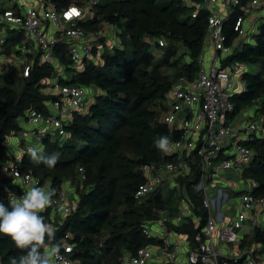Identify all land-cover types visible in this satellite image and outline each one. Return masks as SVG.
<instances>
[{
  "label": "built area",
  "instance_id": "2783aa9c",
  "mask_svg": "<svg viewBox=\"0 0 264 264\" xmlns=\"http://www.w3.org/2000/svg\"><path fill=\"white\" fill-rule=\"evenodd\" d=\"M96 1L91 0V5ZM216 6L223 12L215 11ZM198 8L211 10L203 50L197 59L198 71L192 78L180 76L162 101L161 122L169 128L166 137L172 147L170 153H163L171 158L143 164L145 181L135 194L138 200L160 195L167 204L143 222L142 232L149 242L134 251H124L119 256L121 264H264V256L241 250L250 228L260 227L264 218V194H255V182L244 176L256 155L250 143L264 139V112L260 100H255L234 115L232 97L246 88L244 74L250 64L228 60L234 46L227 44L224 32L225 21L237 11L234 30L238 38L250 37L256 24L248 17H264V0H205ZM93 16L92 9L66 0H0V74L5 66L21 63L20 70L28 77L37 60L39 64L58 63L50 81L57 98L48 101L47 112L30 109L20 118L30 125L32 139L23 148L24 154L30 147L44 149L47 136L62 142L74 113H85L86 87L60 83L64 69L57 57L58 46L65 45L74 69L82 68L87 61L102 60L106 50L124 47L122 31L116 24L104 23L92 30L81 24ZM13 31L21 34V40L17 52L7 54ZM159 44L164 46L166 42L161 39ZM207 49L208 66L202 55ZM34 55L39 59L30 63ZM237 81L240 92L236 91ZM240 115L242 118H238ZM22 156L0 159L3 176L13 178L22 191L32 186L44 188L40 177L23 169ZM79 172L77 182L65 180L52 197L51 223L57 215L65 218L77 207L68 189L73 187L78 194L77 184L81 186L86 180L85 169L80 167ZM220 177L230 186L212 190L211 185L223 181L218 180ZM20 195L10 192L9 198ZM235 200L239 203L234 206L231 202ZM71 236L68 232L62 240L57 264L74 263Z\"/></svg>",
  "mask_w": 264,
  "mask_h": 264
},
{
  "label": "trees",
  "instance_id": "16d2710c",
  "mask_svg": "<svg viewBox=\"0 0 264 264\" xmlns=\"http://www.w3.org/2000/svg\"><path fill=\"white\" fill-rule=\"evenodd\" d=\"M87 1L92 3L91 0H66L80 6ZM204 2L97 0L90 8L94 16L81 24L89 30L101 28L104 23L116 24L123 28L122 36H129H123L124 47L106 50L102 60L87 61L82 68L74 69L65 45L58 46L57 57L65 77L60 78V83L95 85L98 95L85 108V113H74L62 142L50 136L44 139L43 154L49 156L56 152L58 157L55 167L34 164L27 153L22 156V167L40 177L42 185L50 180L56 192L67 179L77 182L79 168L85 169L86 180L81 186L77 184L79 203L73 212L65 218L57 215L54 223H51L50 207L41 213L45 222L56 229L54 243L61 245L71 232L73 264H121L119 256L124 251H134L149 242L142 232L143 222L157 208L166 206L167 201L160 195L146 200L135 197L139 185L145 181L141 166L171 158L157 150L153 142L169 134L161 117L162 101L170 87L180 76L192 78L198 71L197 59L203 50L211 13L210 9L198 8ZM236 12L224 23L229 45L239 36L234 30ZM257 21L250 37L237 44L241 48H236L228 57L229 61L261 65L257 73L249 70L244 74L246 88L232 97L234 115L255 100H260V110L264 112V17ZM164 35L168 40L161 46L159 40ZM154 39L159 47L172 43L173 48L176 41L182 42L190 60L174 62L172 58L177 52L174 49L162 61H155L150 51ZM20 40L21 34L13 31L7 45L11 48ZM37 61L28 77L13 65L0 74V159L6 155L7 138L22 130L19 121L26 111L47 112L48 101L57 98L43 92L56 73V65ZM165 65L174 66L176 72L165 73ZM250 145L256 155L244 176L255 182L254 193L260 195L264 194V139H256ZM10 192L23 193L13 178L3 176L0 163V202L7 203ZM246 238L241 247L248 244ZM252 240L264 243V228L256 227ZM22 254L9 237L0 234V264H10V258Z\"/></svg>",
  "mask_w": 264,
  "mask_h": 264
},
{
  "label": "clouds",
  "instance_id": "9594fccd",
  "mask_svg": "<svg viewBox=\"0 0 264 264\" xmlns=\"http://www.w3.org/2000/svg\"><path fill=\"white\" fill-rule=\"evenodd\" d=\"M157 150L170 153L172 147L164 136L154 140ZM14 152V146H9ZM34 164L52 168L58 163L56 155L45 156L38 147L27 149ZM56 190L32 186L23 190L19 197H10L7 203L0 202V234L9 237L23 254L10 258V264H57L60 243L55 242V227L45 222L41 215L52 203Z\"/></svg>",
  "mask_w": 264,
  "mask_h": 264
},
{
  "label": "rangeland",
  "instance_id": "374dc122",
  "mask_svg": "<svg viewBox=\"0 0 264 264\" xmlns=\"http://www.w3.org/2000/svg\"><path fill=\"white\" fill-rule=\"evenodd\" d=\"M98 1L103 2L104 0H98ZM81 7H82V8H86V9L88 10L89 8H92V5H91V3H90L89 1H87V2H85V3L83 4V6L81 5ZM258 16H259V15H258ZM254 17H255V15H251L250 17H248L249 21H253V20H254ZM256 19H258V18H256ZM252 23L257 25L258 21H257V20H254ZM246 27H247V28H250V25L247 23V24H246ZM256 27H257V26H256ZM122 30H123V28H121V31H122ZM255 31H256V30H255ZM122 32H123V31H122ZM123 36H124V35H123ZM124 37H127V38H128L129 36H128V35H125ZM162 39H164L165 42H167L166 40H168V39L165 37V35L162 36ZM165 39H166V40H165ZM241 40L245 41L246 39H242V37H240V38H238V40H235V41H234V44H233V46H234V49H233V50H235L236 48H238V49L241 48V45L237 46V44H239V43L241 42ZM171 44H172V43H170V45H169L168 47H159V46L157 45V41H156V39L152 40V43H151V45H150V51H151V53H152V56H153L154 60H155V61H162L163 58H165V55H166L168 52H171V51L174 50V49L177 50L176 55L172 58V60H173L174 62H175L176 60H180L182 63H184V62H187V61L190 60V59H189V58H190L189 55H186V52H185L186 48H185V46L182 44V42L176 41L175 44L173 45V48L170 47ZM236 46H237V47H236ZM11 52H12V51H11V50H8V48L6 49V53H7V54H11ZM202 55H203V57H204V59H205V61H206V64H207V66H208V64H209V60H210V52H209V50L207 49V51H206L205 53H203ZM19 64H20V65H19ZM19 64L17 65V67H18L19 69H21V67H22V66H21V63H19ZM5 67L7 68L8 66H5ZM6 68H5V69H6ZM260 69H261V65H250V70L253 71L254 73H257ZM163 71H164L165 73L169 74V75H172L174 72H176V69L174 68V66L165 65L164 68H163ZM0 79H1V78H0ZM48 84L51 85V82H49ZM49 85H48V88H44V89H43V92L46 93V94H47V93H50V91H51V87H52V86H49ZM85 90L89 92V100H87V101L89 102V104L93 103L92 100H95L96 96L98 95V93H97L96 95L93 93L94 90H96V86H95V85L87 86V87L85 88ZM236 91H237V92H240V91H241V87H240V82H239V81H237ZM85 108H86V106H85ZM238 118H242V115H240ZM19 123H20V125L22 126V128H24V129H29V128H30V125H29V124H26L24 121H19ZM17 138H19V137L17 136ZM168 139H169V138H168ZM8 140H9V138H8ZM17 141H18V140H17ZM17 141H16V143H17ZM6 147H7V145H6ZM19 150H22V148L19 147ZM16 155H19V152H17V153L14 155V157H17ZM51 155H56V152H53ZM56 156H57V155H56ZM237 179H238V178H237ZM218 180H223V181H221L220 183L217 182L214 186L211 185V189H212V190H215V189L217 188V186H222L224 189H226V186H230V185H225V183L228 182V181H227L224 177H220ZM43 185H44V188H48V187L50 186V180L45 181V183H44ZM66 185H67V188H68L69 184H66ZM243 186H244V185L242 184L241 187H243ZM68 190L71 191V193H72V195H71V200H72L74 206H76L77 203H78V200H79L78 194H77L76 191L73 189V187H70V186H69V189H68ZM175 200H176V198L174 199V201H175ZM237 203H239V200H235L234 202H231V204L234 205V206H235ZM251 229H252V231L254 232V228L252 227Z\"/></svg>",
  "mask_w": 264,
  "mask_h": 264
},
{
  "label": "crops",
  "instance_id": "0c3cea01",
  "mask_svg": "<svg viewBox=\"0 0 264 264\" xmlns=\"http://www.w3.org/2000/svg\"><path fill=\"white\" fill-rule=\"evenodd\" d=\"M215 11H218V12H223V8L220 7V6H216V10ZM258 15H255L254 17V20H256V17ZM253 20V21H254ZM251 21V22H253ZM253 24V23H252ZM19 42H17L16 44L12 45L11 48L7 45L6 46V49L7 48H10V50L12 52H17V45H18ZM36 55V54H35ZM33 58H29V61L30 63L31 62H35L37 59H39V56L37 55L36 57ZM35 59V60H34ZM55 64H58V63H55ZM62 64V63H61ZM51 94L55 95L56 93L54 92V90L52 89L51 87V91H50ZM94 94L97 93V88L96 90H94L93 92ZM89 100V92L87 91V94H86V108L88 109L89 108V102L87 101ZM17 136L19 138H17ZM9 138V140H8ZM7 138V141H6V145L7 147L5 148V153H6V157L8 159V161L10 159H13L14 158V155L19 152V155H22L24 154L23 153V148L26 147V145H28L30 142H31V136L28 132V129H25L24 130H21L20 132L18 133H14V134H11L9 137ZM18 140V141H17ZM17 141V143H16ZM10 145H13L14 146V152L13 150L9 147ZM19 147L22 148V150H19ZM43 150V149H42ZM19 155H16V156H19ZM72 179V178H71ZM78 187V186H77ZM79 194V192H78ZM79 203V201H78ZM260 227L264 228V218L261 220V223L259 224ZM255 231V229H254ZM254 236V232L252 231V229L250 228V231L248 233V235L246 236L247 238V241H248V244L245 245L244 247L241 248V250L243 252H251V253H254V254H257V255H262L264 256V243H259V242H255L252 240V237Z\"/></svg>",
  "mask_w": 264,
  "mask_h": 264
}]
</instances>
